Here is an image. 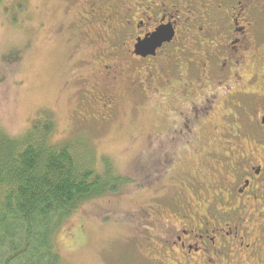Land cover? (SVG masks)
Segmentation results:
<instances>
[{
	"label": "rangeland",
	"instance_id": "374dc122",
	"mask_svg": "<svg viewBox=\"0 0 264 264\" xmlns=\"http://www.w3.org/2000/svg\"><path fill=\"white\" fill-rule=\"evenodd\" d=\"M221 4L208 20L247 29L248 43L234 36L237 42L204 69L206 56L221 50L196 30L188 33L190 21L178 19L190 7L185 0L95 7L89 0H0V130L17 137L49 117L53 145L78 141L99 169L108 161L126 178L117 193L83 203L62 223L54 242L63 264H149L168 239L163 232L178 228L167 222L175 221L174 208H164L162 224L151 217L155 200L166 206L180 189L192 193L188 175L205 179L217 170L231 183L243 157L264 159L256 121L264 115V0ZM100 8V18L91 19ZM159 10H180L177 38L156 58L137 62L132 42L141 33L132 21ZM79 14L91 22L78 30ZM106 16L114 22L97 23ZM245 94L258 106L244 102Z\"/></svg>",
	"mask_w": 264,
	"mask_h": 264
},
{
	"label": "flooded vegetation",
	"instance_id": "af4514ba",
	"mask_svg": "<svg viewBox=\"0 0 264 264\" xmlns=\"http://www.w3.org/2000/svg\"><path fill=\"white\" fill-rule=\"evenodd\" d=\"M89 1H92L94 7L102 2H112V0ZM260 1L262 0H257V2ZM185 3L190 7L184 6L186 11L182 14H180V10H174L175 13L166 15L162 10H159L160 15L158 16L153 13L146 17L148 13H142L140 18L135 17L136 20H133L132 23L135 24L136 32L141 34L133 38V59L137 62L154 59L163 48L174 43L178 30L174 20L178 17L179 20L184 17V20L190 21L191 27L188 24L185 25L188 33L192 34L193 30H196L194 31L196 36L205 39L207 43H215V47L221 50L206 56L207 60L202 65L204 69H212V61L218 59L219 54L226 53V49L237 42V40H233L234 36L239 35L243 43H248V39L244 38L247 29H235L233 23L227 25L225 18L221 19L223 23L221 25H218V19L215 24L208 20V14L212 9L215 8L217 11L218 8L222 7V4L217 7L218 0H185ZM236 5H240V3H236ZM201 7L202 9L199 10ZM171 8L173 7H170V10H172ZM101 11L100 8L98 12L96 11V15L91 16V19L100 18L98 15ZM88 13L87 16L90 17ZM197 13H201V17ZM179 14L180 16L177 17L176 15ZM143 15L145 16L142 17ZM84 19L79 14L74 19L73 24L75 26H73L79 30L82 23L84 26L87 23L88 27V23L91 21ZM234 21L235 18L232 17V22ZM111 22H114V18L106 16L104 21L99 20L97 23L110 25ZM165 26L174 31L172 41L164 43L161 48L157 49L155 56H138L135 53L136 45L140 41L149 39L159 28ZM230 27H233L231 32H229ZM86 30L87 28L84 29V32ZM231 50L232 48L230 53ZM84 63L93 66L91 62L84 61ZM209 73L211 72L209 71ZM91 92L94 93V88ZM113 102L114 100L110 103L111 106ZM244 102H251L252 107L258 106L254 97L247 94H245ZM258 117L256 121L262 132L259 130L257 137H261L264 135V115H258ZM237 139L241 140L240 137ZM256 142L260 143V141ZM241 148L237 147L236 150L242 152L244 149ZM244 159L245 157L239 160L238 170H236L238 176L234 182L229 183L226 172L223 174L215 170L213 175L207 176L205 179L199 178L200 175L194 173L188 175L191 178L187 179L185 186V188L188 187L193 190L192 193L183 192L180 189L174 196H171L166 206L159 199H157L159 201H154V204L157 205L151 207L155 211L150 215L156 223L162 224L164 222L163 219L158 220L161 218L162 212H165L164 208H174L175 221L167 220V222L174 226L178 224V228L174 232H163L165 235L166 233L169 235L168 239H162L164 241L163 246L160 249H155L157 256L150 255L152 257L148 259L149 264H264V159L258 162L251 159L248 163ZM254 163L256 164L253 165ZM242 164H245L246 169L240 167ZM185 170L190 172L188 169ZM209 178L218 181L205 185L210 182ZM150 224L153 228V223L150 222Z\"/></svg>",
	"mask_w": 264,
	"mask_h": 264
},
{
	"label": "trees",
	"instance_id": "16d2710c",
	"mask_svg": "<svg viewBox=\"0 0 264 264\" xmlns=\"http://www.w3.org/2000/svg\"><path fill=\"white\" fill-rule=\"evenodd\" d=\"M53 132L49 117L17 137L0 130V264H63L54 242L62 223L126 182L108 161L99 169L84 144L53 145Z\"/></svg>",
	"mask_w": 264,
	"mask_h": 264
},
{
	"label": "water",
	"instance_id": "95a60500",
	"mask_svg": "<svg viewBox=\"0 0 264 264\" xmlns=\"http://www.w3.org/2000/svg\"><path fill=\"white\" fill-rule=\"evenodd\" d=\"M174 38V31L170 27L159 28L149 39L140 41L135 47L138 56H155L157 49Z\"/></svg>",
	"mask_w": 264,
	"mask_h": 264
}]
</instances>
